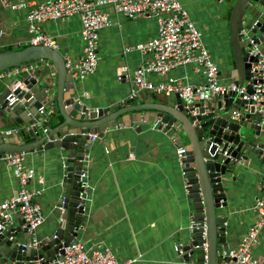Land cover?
<instances>
[{
  "label": "crops",
  "instance_id": "crops-1",
  "mask_svg": "<svg viewBox=\"0 0 264 264\" xmlns=\"http://www.w3.org/2000/svg\"><path fill=\"white\" fill-rule=\"evenodd\" d=\"M12 1L21 3L27 0ZM178 1L195 24L203 46L217 67L219 84L226 87L231 81L228 73L232 56L224 5L216 0ZM104 10L109 25L99 32L98 66L85 79L75 82L87 110L109 107V112H113L129 100L134 71L152 60L151 53L134 47L156 38L157 21L154 17L128 19L116 14L110 6ZM27 14V7L10 10L0 5V51L31 45L33 35L28 29ZM40 27L55 42L56 50L64 60L76 62L82 56L81 25L77 17L59 22L47 21ZM257 47L264 52V44ZM46 65L55 76L51 65L44 61L33 64L32 68L29 66L28 71L31 73ZM5 78L0 80V87L2 81L7 80ZM147 79L154 83L174 80L192 87L205 82L202 73L195 72L193 65L176 67L165 75L149 73ZM70 92H64L65 98ZM144 92L147 91L137 95L142 96ZM153 94L160 101L145 95L151 103L173 104L176 100L175 94ZM152 113L142 111L138 114L140 126L132 124L121 129H106L102 137L93 134L97 136L96 140H87L82 161L83 178L80 177L84 186V197L79 205L82 207L80 219L76 218L77 213L67 210L71 198L69 193L65 194V186L69 192L71 187L63 182V178L67 174L66 168L74 165L67 163L64 152L60 149L24 152L23 165L33 172L26 190L32 195V202L40 207L43 219L32 234L26 232L30 245L47 243L59 228V222L69 229L80 222L72 241L82 243L86 249H107L117 259L131 261L130 264H197V255H194V260H185L180 248L184 246L182 235L192 227L194 220L185 189L187 181L180 173L177 154L183 147L176 145L169 132L158 128L159 122L150 118ZM44 114L46 119L52 117L51 110ZM241 114L250 113L241 111ZM129 117L130 114H125L122 122L131 123ZM4 121L9 122L10 118L6 117ZM256 121V113H251L245 123L252 129ZM50 127L54 128V122ZM260 133L262 138L258 145L264 151V131L260 129ZM31 141L25 140V143ZM263 175L264 153L260 159L249 155L248 160L237 162V169L225 182L227 222L224 224L226 250L223 256L239 244L256 220L254 205L261 196ZM19 190L13 168L0 161V201L14 197ZM24 228L20 216L13 213L11 222L3 231L12 229L9 241L14 239L25 245ZM50 253L51 249H46L42 260L50 259L47 256ZM252 256L264 264V225ZM15 263L30 262L10 260L9 264Z\"/></svg>",
  "mask_w": 264,
  "mask_h": 264
},
{
  "label": "water",
  "instance_id": "water-1",
  "mask_svg": "<svg viewBox=\"0 0 264 264\" xmlns=\"http://www.w3.org/2000/svg\"><path fill=\"white\" fill-rule=\"evenodd\" d=\"M216 1L221 2L227 11L232 56L228 73L230 84L244 86L243 93L227 91L211 96L208 101L198 99L191 104L184 103L175 94L173 104H160L145 98L149 94L152 100L160 101L153 92L147 91L142 96L131 98L129 95V100L113 112H109V107L87 110L58 50L32 45L21 49L13 47L0 51V72L44 61L51 65L55 76L46 65L31 73L6 76L7 80L2 81L0 159L16 152L62 150L67 163L74 165L66 168L67 174L63 178V182L71 187L69 192L65 186V194L69 193L71 198L67 210L77 213L76 218L80 219L82 207L79 205L84 197L80 176L84 172L82 161L88 136L98 134L102 137L110 128L140 126L138 114L153 111L150 118L159 122L158 128L169 132L176 145L184 149L179 160L180 173L187 181L185 189L194 212L192 227L182 235L184 246L180 248L184 259L194 260L197 255V264H204L206 256V264H227L229 259L223 256L226 250L224 224L227 222L225 182L237 169L239 160L246 161L249 155L260 159L264 153L258 145L262 138L258 117L252 129L245 123L255 109L250 101L242 99L244 94H252L251 86L246 85L251 76L250 64L255 61L250 49L252 44H264V0ZM69 90L71 92L65 98L64 92ZM10 95L16 98L12 104L8 101ZM41 107L45 111L51 110L52 117L46 119L45 114H40ZM241 111L250 114L242 115ZM234 113L238 116L234 117ZM125 114H130L131 123L122 122ZM6 117L10 118L9 122L4 121ZM53 122L54 128H51ZM7 128L12 129L6 131ZM25 140L32 141L25 143ZM78 224L69 229L63 223H57L59 228L47 243L36 247L28 246L31 241L28 235L25 236V227L22 231L26 242L24 249L14 239L9 241L12 229L0 231V264H9L10 260L31 262L43 259L46 249L52 251L48 258H56L76 237Z\"/></svg>",
  "mask_w": 264,
  "mask_h": 264
},
{
  "label": "built area",
  "instance_id": "built-area-1",
  "mask_svg": "<svg viewBox=\"0 0 264 264\" xmlns=\"http://www.w3.org/2000/svg\"><path fill=\"white\" fill-rule=\"evenodd\" d=\"M0 5L10 10L28 8L27 23L29 32L33 35L32 46L56 49L55 42L41 31L42 23L64 21L70 17L79 19L83 54L76 62L65 59L66 71L75 81L85 79L98 66L99 32L109 25L104 8L110 6L116 14H121L128 19L154 17L157 21L156 38L144 45L134 47L141 52L151 53L152 60L134 71L131 98L141 91H151L153 93L178 94L184 103L191 104L195 100H208L211 96L227 91L238 93L245 91L244 86L238 87L229 84L222 87L219 84L217 67L203 46L201 35L195 24L178 0H27L21 3L0 0ZM250 55L255 57V61L250 64L251 76L246 85L251 86L252 94H244L242 99L251 102L260 128L264 131V52L256 44H252ZM185 65H193L195 72L202 73L205 78L203 85L192 87L182 85L174 80L169 83H154L147 79L149 73L165 75L172 69ZM28 70V67L23 66L1 71L0 80L6 76ZM15 99V96L10 95L9 104H12ZM39 112L44 114L45 108L41 107ZM237 116L238 114L234 113V117ZM96 138V135H91L88 140L93 142ZM183 153L184 149L179 148L177 151L179 159ZM23 157V152H16L0 159L5 165L13 168L20 185V190L14 197L0 201V231L7 228L11 222L12 214L16 213L20 216L27 232L32 234L43 219L40 207L32 202V195L26 190L28 182L33 178V172L24 167ZM80 177L83 178V174ZM254 212L256 220L248 232L235 248L224 253L225 257L229 259L227 264H261L252 256V250L256 246L259 232L264 225V175L261 196L255 202ZM37 244L34 242L28 246L36 247ZM22 248L24 249L26 246L23 245ZM62 251L63 253L56 255V258L51 262L38 259L26 264L131 263L129 260L117 259L107 249L99 247L86 249L78 241H71ZM205 259L206 256H204Z\"/></svg>",
  "mask_w": 264,
  "mask_h": 264
},
{
  "label": "bare ground",
  "instance_id": "bare-ground-1",
  "mask_svg": "<svg viewBox=\"0 0 264 264\" xmlns=\"http://www.w3.org/2000/svg\"><path fill=\"white\" fill-rule=\"evenodd\" d=\"M26 67H29V66H26ZM30 68H32V65H30Z\"/></svg>",
  "mask_w": 264,
  "mask_h": 264
}]
</instances>
